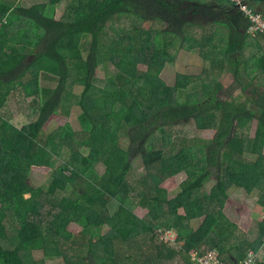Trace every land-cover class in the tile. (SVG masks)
Returning <instances> with one entry per match:
<instances>
[{"label":"trees","instance_id":"1","mask_svg":"<svg viewBox=\"0 0 264 264\" xmlns=\"http://www.w3.org/2000/svg\"><path fill=\"white\" fill-rule=\"evenodd\" d=\"M21 1L0 0V264H39L32 258L37 248L40 264L49 258L194 264L192 254L213 249L222 262L239 264L249 251L258 253L264 244V36L248 32L237 6L229 0H49L24 7ZM63 2L66 15L58 19ZM147 22L150 28H142ZM181 50L199 51L203 73L177 74L167 92L154 93L149 77H159ZM111 65L115 71L97 84V70ZM222 71L240 85L241 100L219 95ZM206 72L213 76L203 77ZM44 75L57 81L55 88L43 87ZM189 89L197 104L183 100ZM10 96L31 99L34 133L6 117ZM74 107L82 109L76 115L82 130L68 123L48 134L52 118L71 117ZM192 122L214 130V137L187 141L177 127ZM138 153L142 168L130 177ZM33 167L52 170L40 210L26 198L35 192ZM179 174L186 178L169 198L161 186ZM232 187L261 215L258 241L249 242L224 215ZM139 206L148 210L142 219L133 212ZM197 219L204 221L195 231ZM73 222L88 231L73 234ZM164 231L176 233L179 248L160 241Z\"/></svg>","mask_w":264,"mask_h":264},{"label":"rangeland","instance_id":"2","mask_svg":"<svg viewBox=\"0 0 264 264\" xmlns=\"http://www.w3.org/2000/svg\"><path fill=\"white\" fill-rule=\"evenodd\" d=\"M49 0H22L21 4L24 7H33L37 4H45L48 3ZM252 7L255 10L264 12V0H260L257 3L253 4ZM67 11V3L63 2L59 5L57 11H56V17L58 19H62L65 17ZM199 20V24H206V21L203 20L202 17L197 18ZM151 23L147 22L145 23L142 28L148 29L150 28ZM37 32V31H35ZM42 33V31H41ZM139 68L143 71L146 70V67L140 65ZM110 70L105 69L103 67H100L97 70V77L95 79V82L101 86L104 85L106 76L108 74L112 75V72L115 71L112 65L109 67ZM204 71V61L199 55L198 50H194L192 52H187L184 50H181L173 64H168L166 66V69L162 72V74L159 77H149L151 88L154 93H164L167 92L168 89L175 84L176 76L177 74H186V75H200ZM205 78H208L209 76H213L210 72H206L205 75H202ZM54 78V76H51ZM49 75H44L42 78V85L43 87L47 88H55L57 85V81L54 79H49ZM219 82L222 83L223 89L220 92V96L223 99H242V91L240 89V85L236 83L234 76L231 73L222 71L220 76L218 77ZM83 90V87L76 86L75 92L81 93ZM261 91L264 92V89H261ZM246 93H244V96ZM31 100V99H30ZM30 100L28 101H22L20 99H17L16 96H10L8 100V113L5 112L6 117L9 119V121L19 129L25 128L28 133H34V129L32 127V121L27 114V112H30V114H34L36 112L35 108L30 107ZM183 100L187 103L193 105L197 104L198 99L196 96V91L189 89L185 92L183 96ZM74 115L71 117H67L65 115H56L52 118V120L47 125V133L50 134L54 130H56L59 127L65 126L68 123H71L75 130L77 132H80L82 130L80 122L77 120L76 115H80L82 113V109L79 107L73 108ZM177 131L181 135L187 139V141L192 140V142H196L197 144H201L204 141H209L214 137L215 131L214 130H198L194 123H189L187 125H181L177 127ZM256 122L254 121L251 125L250 129V137H253L256 131ZM176 131V132H177ZM175 132V133H176ZM196 140V141H195ZM126 143V140L124 139V144ZM129 143H127V146ZM264 150V149H263ZM88 153V152H86ZM139 153L136 155V157L132 160L134 168L132 169V175L130 177H133V173L138 172L142 167L141 162L139 160ZM246 158L249 161H256L257 156L252 154H246ZM137 170V171H136ZM52 170L46 167H33L32 172L29 177V183L35 188V192L29 195H26V198H30L33 200L34 205L38 210L43 208L45 203L47 202V196L45 192L43 191V186L46 183V180H49L51 176ZM186 176L184 174H179L178 176H173L171 178H168L163 184L165 186V190L167 191V195L169 198L176 196L180 191V185L184 181ZM215 184L214 178L209 179V181L206 183L205 188L208 190V192L211 190L212 186ZM229 191V190H228ZM134 195V194H133ZM229 204L227 206L228 212L227 213V219L236 225L238 228V231L241 233L240 226H245V221L249 220L251 218V208L252 203L248 201V199L245 196L244 191H240L237 195H233L232 199L229 201ZM113 212L116 210V205L114 204ZM225 209V208H224ZM182 212V209L180 210ZM135 215H137L139 218H144L147 215V208L139 206L134 209L133 211ZM225 215V214H224ZM226 216V215H225ZM70 232H72L75 235H82L86 231L84 229V226L73 222L68 227ZM93 228H91V231ZM108 230V228L105 230V232ZM254 233H257L254 231ZM176 238V233H172ZM160 241H165V239L162 240V236L159 237ZM248 239V236H247ZM249 240V239H248ZM169 242V241H165ZM168 244V243H165ZM170 244H174L170 242ZM176 247H180V243L178 241L174 244ZM81 248L80 250L84 249V247H78ZM264 248V245H263ZM216 250V249H215ZM195 254V253H194ZM261 257L263 259V255H259L258 258ZM32 258L39 264L41 263V259L43 258V252L41 249H35L32 252ZM193 259V256H192ZM193 261V260H192ZM259 261V259H258ZM257 261V264L259 262ZM63 263V260L61 258L56 259H46L44 264H61ZM227 264V263H226Z\"/></svg>","mask_w":264,"mask_h":264},{"label":"built area","instance_id":"3","mask_svg":"<svg viewBox=\"0 0 264 264\" xmlns=\"http://www.w3.org/2000/svg\"><path fill=\"white\" fill-rule=\"evenodd\" d=\"M244 14L245 17L249 20V29L248 32L253 36L261 34L264 36V14L258 10H255L252 5L257 3L260 0H229ZM162 242L164 243H176L177 238L171 234L169 231H164L161 233ZM264 254V248L261 249ZM260 252V251H259ZM258 252V253H259ZM258 253L253 251L248 252L246 258L240 264H257ZM193 261L197 264H226L222 262L220 253L213 249L208 251L204 256H198L197 254H192Z\"/></svg>","mask_w":264,"mask_h":264},{"label":"crops","instance_id":"4","mask_svg":"<svg viewBox=\"0 0 264 264\" xmlns=\"http://www.w3.org/2000/svg\"><path fill=\"white\" fill-rule=\"evenodd\" d=\"M8 112V111H7ZM164 184V183H163ZM163 184H162V188L165 190L166 188H165V186H163ZM240 191H243V190H240V189H236V187H232V188H230L229 189V191H228V201H227V203H226V205H225V209H224V214L226 215V217H227V213L226 212H228V209H227V206L228 205H230L229 204V201L232 199V196L235 194V195H237ZM253 208V209H252ZM251 208V218L249 219V220H246L245 221V226H240V228H241V234H244L246 237L248 236V241L249 242H255V241H258L259 240V237H260V233H259V225L261 224V222H262V218H260V214H258L259 213V211H257L256 210V208H254V207H252ZM257 212L256 213V215H254V212ZM181 214L183 213V211L181 212V211H179ZM257 216H258V218H257ZM203 221H204V219H197V220H194L192 223H191V226H192V228L195 230V231H197L200 227H201V225L203 224ZM254 231H256L257 233H254ZM171 234L173 233V232H171V231H169ZM264 242V241H263ZM264 245V244H263ZM263 248V247H262ZM261 248V249H262ZM250 252V251H249ZM236 253H234L233 252V257H234V259H235V261H236ZM259 255H263V259L261 258V257H259L258 259H259V264H264V254H263V252L260 250V252H259ZM191 262L192 263H194V264H197V263H195L194 261H192V255H191ZM239 264L241 263V261L240 262H238Z\"/></svg>","mask_w":264,"mask_h":264}]
</instances>
